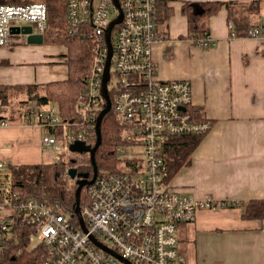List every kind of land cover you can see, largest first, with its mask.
<instances>
[{"label":"built area","instance_id":"obj_1","mask_svg":"<svg viewBox=\"0 0 264 264\" xmlns=\"http://www.w3.org/2000/svg\"><path fill=\"white\" fill-rule=\"evenodd\" d=\"M161 1L118 0L119 9L115 0H66L68 35L88 38L93 45L87 89L77 102L79 116L64 121L54 106L29 113L48 128L42 144L59 152L53 161L71 152L74 143L89 145L96 137L97 119L106 102L102 87L108 58L107 30L122 14L111 32L113 55L107 89L114 95L111 111L123 124L129 151L118 148L122 172L103 170L89 186L88 204L81 208L87 232L80 225L76 228L59 204L23 198L14 186L13 165L0 160V264L2 251L9 244L29 251L45 247L44 264H124L95 246L91 236L132 264H189L179 250L178 227L195 223L200 210L229 205L210 195L195 198L166 182L167 140L206 133L212 123L206 118L196 120L193 115L189 81L158 79L154 47L167 38L160 33ZM216 2L264 0H169V5ZM48 20L44 3L0 4V47L28 43L30 35L12 34L13 27H26L21 23L31 26L33 35L44 42ZM228 27L234 30L232 22ZM248 37H264V24ZM192 41L202 47L215 44L210 34ZM0 117V126H7L6 115L0 113Z\"/></svg>","mask_w":264,"mask_h":264},{"label":"crops","instance_id":"obj_2","mask_svg":"<svg viewBox=\"0 0 264 264\" xmlns=\"http://www.w3.org/2000/svg\"><path fill=\"white\" fill-rule=\"evenodd\" d=\"M169 6L172 16L160 22V33L167 38L154 47L158 79L189 81L191 110L201 109L214 122L194 151L191 165L170 183L195 198L210 195L229 204L200 210L195 223L180 225L179 250L189 264H264V220H244L238 205L264 200V37H233L235 30L229 29L228 11L223 7L208 21L215 44L188 43L186 39L191 42L192 38L182 6L178 11L185 30L177 33L172 20L175 3ZM183 42L187 43L184 61L169 69L179 60L177 45ZM66 52V46L44 42L0 47V86L9 95L12 87L67 80ZM6 119L7 126H0V160L13 166L52 162L46 160L48 150L42 144L49 130L35 114L27 112L15 122Z\"/></svg>","mask_w":264,"mask_h":264},{"label":"trees","instance_id":"obj_3","mask_svg":"<svg viewBox=\"0 0 264 264\" xmlns=\"http://www.w3.org/2000/svg\"><path fill=\"white\" fill-rule=\"evenodd\" d=\"M42 2L47 6L49 14L48 30L44 44L62 45L68 48L66 65L69 68V74L68 79L65 81L27 87L28 95H30V99H36L40 108L56 105L60 117L64 121L75 120L79 116L77 102L87 89L86 81L91 71L93 45L88 38H70L68 35L66 0H42ZM29 3L35 2L29 0H0V4L26 5ZM223 7L227 9L228 22L233 23L238 37H248L250 31L262 23L264 3L231 2L224 4L216 2L199 5L188 3L182 7V13L188 19L190 38H206L210 34L209 19L217 16ZM173 12V8L169 6V0H162L159 6V21H168ZM109 95L112 106H114V95L112 93ZM7 97V88L0 86V113L3 115L7 113L3 102ZM105 106L106 102H103L102 107L105 108ZM192 112L196 120L208 119L203 115L201 109ZM210 121L213 128L214 122L211 119ZM211 129L206 133L170 137L167 140L164 147V157L168 166L167 183H170L183 167L191 165L194 151ZM122 132V122L111 111L102 121V143L95 156L99 174L103 170L112 173L122 172L118 148L128 145ZM95 143L96 137L92 139L89 145L94 146ZM70 168H76L79 174H88L89 179L93 177L90 154L83 153L69 157L67 154H62L59 161L13 166L14 186L25 199L33 198L50 204H59L62 212L68 214L72 224L78 228V218L74 215L78 178L72 180L68 176ZM88 191L89 187H85L81 192L82 209L88 204ZM238 205L242 208V218L244 220H264V200H252ZM19 252H21L20 255H18ZM46 258L47 249L45 247L29 251L26 248L9 244L2 251L1 262L3 264H44Z\"/></svg>","mask_w":264,"mask_h":264},{"label":"water","instance_id":"obj_4","mask_svg":"<svg viewBox=\"0 0 264 264\" xmlns=\"http://www.w3.org/2000/svg\"><path fill=\"white\" fill-rule=\"evenodd\" d=\"M115 4L119 8L118 0H115ZM121 18H122V14H120L118 18L111 23L110 27L107 30L108 58H107V65H106V71H105V78H104L103 87H102V96L104 100L106 101V106L101 111L97 119L96 143L94 146H91V145H87L81 142H77V143L72 144L70 147L71 152L74 154H83V153L90 154V158H91V162L93 166V177L91 179H89L88 174L86 175L79 174L76 168H70L68 170V176L72 180H75L76 178H78L77 180L78 188L76 191V206L74 210V215L77 216L79 225L82 228V230L85 232H87V226H86V223H85L84 217L82 216V211H81V192L85 187L91 186L95 182L97 175H98V166L95 161V156H96L97 150L99 149L102 143V121L104 117L111 112V109H112V102H111L110 95L107 89V82L110 77V63H111L112 55H113V47L111 44V32L114 26L121 21ZM12 34L13 35L28 34L30 35L28 43L30 44L42 43V38L40 36L33 35V28L31 26L13 27ZM0 119H2V117H0ZM90 239L93 242V244L97 246L99 249L116 257L124 264H132L129 260L122 258V256H120L116 251L112 250L110 247L98 241L95 236H91Z\"/></svg>","mask_w":264,"mask_h":264},{"label":"rangeland","instance_id":"obj_5","mask_svg":"<svg viewBox=\"0 0 264 264\" xmlns=\"http://www.w3.org/2000/svg\"><path fill=\"white\" fill-rule=\"evenodd\" d=\"M29 1H34V2H40L43 3L42 0H29ZM179 3H175L174 9L177 10L174 14V16L172 17V20L176 22V27L174 29V31L177 32H183V30H185V22L183 21V19H181V16L179 15ZM225 9V8H223ZM180 18V19H179ZM261 22L264 24V12H263V18L261 20ZM20 26H27L26 23H21L19 24ZM173 31V33H174ZM186 41H188V43H192L193 41L191 40V42H189L188 39H186ZM187 47V43L183 42V44H179L177 45V50H176V57L179 59L176 63L172 62L171 65L168 67L169 69L173 68L176 69L177 67L180 66L181 62L184 61V54H185V48ZM66 55L68 53V48L66 47ZM67 59V58H66ZM49 67H51L52 65H48ZM183 67V66H182ZM181 67V68H182ZM179 68V69H181ZM178 69V70H179ZM176 72V71H175ZM66 73L69 74V68L66 65ZM67 74V76H68ZM112 82H113V77H112ZM112 83H110V88L112 87ZM33 98V97H31ZM33 99H30V95H28V89L27 87H23V88H16V87H12L11 90L9 91V95L7 97L6 100H3L4 102V106L6 107V111L7 113H5V115H7L6 117L9 119V122H15L16 119L20 117H23L24 115H28L30 114V110L32 112H35V110H38L40 108V106L38 105V102H32ZM22 101H26V102H22ZM31 102V103H30ZM32 115V114H31ZM127 148V150L129 151V146H125ZM55 154H59V152H54L51 150H48L47 153V159L46 160H50L53 161V156ZM78 154H74L72 152H67V156H77Z\"/></svg>","mask_w":264,"mask_h":264}]
</instances>
